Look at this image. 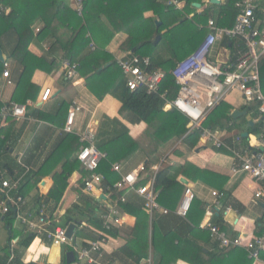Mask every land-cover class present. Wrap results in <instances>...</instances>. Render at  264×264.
<instances>
[{"label":"trees","instance_id":"trees-1","mask_svg":"<svg viewBox=\"0 0 264 264\" xmlns=\"http://www.w3.org/2000/svg\"><path fill=\"white\" fill-rule=\"evenodd\" d=\"M175 1L182 4L180 9H176L171 4L168 5V0H85L82 4L83 16L79 17L75 10H71L65 5L63 0H0V6L9 9L8 13H0V48L6 53V63L12 62L21 70L17 78L13 101L9 104H3L0 101V111L6 106L10 108L12 103H20L19 105L25 106L27 110L25 101L27 99L34 100L37 93V88L31 83L33 73L38 70L50 73L56 69L57 62L54 59L47 62L29 52V45L34 37L43 41L51 35L55 39L50 47L51 53L56 57V52L59 51L62 55L61 62L68 60L77 63V77L84 78L85 85L93 94L98 98L105 94L112 95L122 104L121 117L124 120L131 124L143 122L147 125L145 135L135 141L127 152L130 154L132 149L140 148L141 153L147 159L143 166L144 172L141 174L137 185H143L147 181L146 176L151 175L150 158L158 150L163 149L173 141H180L188 149L195 150L200 140L202 128L218 126L230 133L233 129L241 130L243 124L242 127L248 135H260L262 121L259 119L258 103L249 106L251 108L245 107L246 110L250 109L254 120L258 119L253 126L248 125L245 116L232 119L228 107L222 101L209 113L201 124V128L193 130H190L188 119L176 110L165 107V102L160 98V95L165 92L167 99H172L177 92V87L169 74L170 70L177 62L190 55L204 40V36L208 33L206 26L210 18L216 24H221L219 18L224 16L223 25L227 28L234 26V20L238 13L235 3L239 0H222V3L218 5L207 4L206 2L209 0ZM195 4L204 8L203 11L197 13ZM260 7L257 16L264 21V6ZM91 12L103 19L112 32H122L127 36L126 41L121 46L123 51L140 57H148L151 61L150 70H161L165 73L156 93L148 94L144 88L130 92L126 88L119 67L112 60V57L105 52L107 41L100 33L97 36L101 35L102 41L97 44L94 51L90 50V40H96L95 32H97H91L89 37L87 35L89 28L85 22ZM148 13H151L152 16H146ZM155 18L161 21L158 28L154 24ZM36 22L42 23L43 26L35 34L33 26ZM157 36L160 39L154 44ZM5 43L9 46V51L6 50L5 46L7 45ZM222 47L236 52L237 49L242 48V43L235 39L223 38ZM86 51L87 53H85ZM79 54H81L80 57ZM106 64L109 65L106 66ZM3 72L4 64L0 63L1 78ZM62 72L64 76L63 68ZM259 81L260 90L264 95V57L259 61ZM67 107L68 105H65L64 102L55 101L47 114L38 112L36 115L38 119L57 125L59 119H62L63 112L66 111L67 114L69 109ZM36 111L29 112L31 116L27 110V115L33 118L35 117L33 113ZM102 126V132L95 133L94 137L95 145L98 148L127 133L126 128L116 119L107 118ZM108 127L111 128L109 133L106 130ZM62 135V142L60 141L49 153L44 164L36 172L29 173L26 177V182L19 190L22 197L31 193L43 178L50 175L52 188L47 197H38L37 200L40 204L50 203V201L58 203L67 188L69 177L74 172H80L82 176L88 175L77 160V154L81 147L78 138L64 132ZM99 135H103L105 138L100 140ZM242 139L247 141V138ZM214 150L216 153L229 155L224 150L216 148ZM9 151L10 148L0 146V165L4 160L3 158L6 159L9 156ZM174 152L177 157H180L182 153L179 149ZM60 161L70 163V166L65 167L63 173H59L55 169V165ZM6 167L7 165H4L3 168ZM190 167L188 163L183 164L180 168L172 165L162 167L155 173L154 188L158 191L157 202L168 211L166 215H155L149 218L144 211L145 201L138 197L134 191L126 189L120 192L125 198V202L121 203L120 207L124 213L135 218V225L128 234L113 229L108 231L107 235L108 237L120 236L126 241V245L117 251V255L125 257V259L121 258L122 260H129V264H140L143 260L149 261V264H168L169 262L171 264V262L176 261L179 252L184 251V248H190L195 251L194 258L198 264L253 263L242 248L229 246L217 248L216 252H204L203 248L196 246L189 240L203 215L201 206L194 198L185 218L176 215L175 212L178 208L179 198L184 195L186 189V186L180 183L177 177L179 174L187 175V169ZM195 170L202 179L204 174H211L206 173L205 170ZM97 172L104 177L105 183L110 185L116 183L119 177L111 171V167L107 165L106 161L101 162ZM80 196L79 201L87 206L86 210L92 211L88 205L91 199L88 197L80 198ZM228 203H231L233 208L239 206L232 202L230 194L225 197L222 206L224 207ZM72 211L79 215L85 213L76 204L73 205ZM72 211H68L64 215L63 223L81 226V222L73 215ZM220 217V213L217 217L213 216L215 226L219 227L220 232L225 233L229 239L234 238L235 235H228L227 230L223 228ZM4 219L6 224L11 226L15 217L10 212L4 216ZM88 222L95 228L101 229L100 224L94 218L91 217ZM257 225L258 223L254 227L255 232L264 229ZM200 233L199 239L206 237L209 239V232V234L207 232ZM35 237L36 234L34 233L22 234L20 247L27 249ZM263 257L264 253L261 254V259ZM15 258L17 257L15 256ZM18 259L20 258H17V261L13 259L8 264H21Z\"/></svg>","mask_w":264,"mask_h":264},{"label":"crops","instance_id":"crops-1","mask_svg":"<svg viewBox=\"0 0 264 264\" xmlns=\"http://www.w3.org/2000/svg\"><path fill=\"white\" fill-rule=\"evenodd\" d=\"M63 1L66 6H68L71 10H74L72 7V0ZM177 3L178 6H175V8L180 9L182 4L179 2ZM206 3L209 4L208 1ZM221 3L222 0H220V4ZM167 4L169 5V0ZM262 5L264 6V1L261 3V6ZM203 9L204 8L201 7L199 9L196 8V12L200 13L203 11ZM146 16H152V14L148 13ZM87 19L88 20L85 22V24L89 28V34H87L88 37L91 36V32L93 33L94 31H97L95 32L96 40L91 39L89 47L91 43H93L96 47L97 44L102 41L101 39L103 36L107 41L105 52H107L109 56L112 57V60L115 61L118 57H123L126 51H123L121 46L126 41L127 36L122 32H112L106 25L105 21L100 19L94 12L89 13ZM42 26L43 24L40 22L35 23L33 26L35 29V34ZM99 33L102 36H97ZM205 37L206 36H204V38ZM54 41L55 39L51 37V35H49L43 41H40L37 37H34L31 44L29 45V52L32 55L42 58L47 62H50L52 59H54L55 62H57V67L50 73L38 70L32 75L31 83L37 88V93L34 100L27 99L25 103L27 105L28 113L37 110L36 113H33L35 116L33 117V121H19L18 123L5 121L4 123L0 124V146L10 148L9 156L6 157V159L3 158L4 160H2L0 165V181H11L12 179H15L21 175L20 177L22 178V181L20 183V188H22L26 182V177L28 174L36 172L39 167L44 164L49 153L56 147L57 144L60 143V141L62 142V125L64 123L65 116L67 115L66 111L63 112L62 119H59L57 125H53L40 118L38 119L36 115L38 112L47 114L52 109L55 101L64 102L65 105H68L67 108H69L72 103H76L81 107V111L77 113L74 121L75 132L90 129L94 132V134L101 133L103 130L102 123L107 118L110 120H118L120 124L126 128L127 133L99 147V149L108 157L105 160L107 165L111 167L112 163H118L120 164L123 173H129L133 170H136L140 166H144V164L147 162V159L141 153L140 148L132 149L130 154H127V152L129 147L134 144L135 141L139 140V138L145 135L147 125L143 122L131 124L124 120L121 117V102H119L110 94H105L103 97L98 98L87 88L84 83V78L81 76H78L73 81H67L62 75V63L64 61L62 60L61 62L62 55H60L59 51L55 50L57 51V54L56 57H54L50 51V47ZM222 42L223 39H217L215 41L210 51L209 60L213 63L229 64L231 61H233L235 52H232L228 48L222 47ZM5 45L7 44L5 43ZM5 47L6 50L9 51V46L7 45ZM90 50H88V52H91ZM2 53L5 57V60L7 61L6 53L3 50ZM85 53H87V51ZM80 56L81 54H79V57ZM107 65L109 64H106V66ZM8 70L10 73V83H7V80L1 78L0 76V101L3 104H9L11 101H13L17 78L21 71L12 62L8 63ZM46 89H50V96L46 102H41V96ZM223 103L228 107L230 114L234 110L240 112L247 111L246 115H244L245 121H251L253 125L257 123L258 119H253V114L251 113L250 109H245L246 106L251 108L249 106H252L253 104L248 105L242 99L240 93L236 90L233 89L229 91L226 94ZM244 116H240L238 118ZM242 125L241 130L233 129L230 133L225 129L219 128L218 126L213 128L210 127V129L212 128L213 130L218 131L219 134L223 136L222 139L224 138V140L231 142V140L236 136L242 137V134L246 133ZM106 130L109 133L111 128L108 127ZM257 136L247 135V141L242 139V147L247 151L245 152V156L254 155L260 152V148H255L257 145L255 144ZM99 138L100 140H103L105 136L99 135ZM178 149L182 152L180 157H177L174 152ZM220 150L226 151L229 155L216 153L212 146L204 145L200 140L195 150L188 149L186 146L182 145L180 141H173L168 143L163 149L158 150L156 154L150 158L151 171L153 168L158 167L159 170L162 167H169L172 165L180 168V166L185 163H188L191 166L187 169L188 174L185 176L179 174L177 180H186L187 183L183 185L189 187L192 190L195 200L201 206L200 208L203 212V215L199 221L197 229L192 233L193 237L190 235L189 240L196 246L203 248L204 252H216V249L219 247L218 243H216V241L211 238L210 235H208L209 239L207 237L202 239L198 238L201 234L200 232H209L206 229L201 228V224L207 219H209V221L214 224L215 219L213 216L217 217L219 216V213L221 215V223L224 226L223 228L227 230L228 235L233 234L235 237H240L243 241H249L255 236H264V229L262 231L258 230V232H255L254 230L256 223H258L257 226H259V228H264L262 223V217L264 215V203L254 199V192L257 189L256 183H254L245 173L238 170L234 171V155H232V153L226 149ZM4 165H7V167L3 168ZM68 166H70V163H63L60 161L57 165H55V169L59 173H63L65 167ZM195 169L205 170L206 173L211 174H204L202 179ZM81 178L82 174L80 172H74L67 181V188L60 201L58 203L53 201H50V203L46 202V205L48 206V215L50 214L51 216H49H53V218H55L54 216H57L59 221L58 224L64 227L68 225L63 223L62 218L68 211H72L73 205L76 204L83 209V212H85L83 213L84 215H79L72 211L74 213L73 215L81 222V226H76L73 232L72 242L79 247H85L89 242H92L96 239L97 231L100 230L88 222V219L92 217L97 221L98 224H100L98 217L101 208L110 204L114 197H110L109 200L105 201L103 197L100 200L98 197L86 196L83 193H80L78 186L80 184ZM51 188L52 180L51 176L49 175L48 177L43 178L31 193L23 197L25 200V206L23 207L22 211L24 213H30L34 215L35 211L40 205V202L37 200V198L47 197V194ZM213 191L223 193V197L219 202V206H214L215 198L211 194ZM229 194L232 202H235L239 205L237 208H233L231 203H228V205L224 207L222 206L223 200ZM79 196L80 198L88 197L91 199V202L88 205L92 211L86 210L87 206L84 203L83 205H80L81 202L79 201ZM182 200L183 195L179 198L178 207ZM50 206H52V211L49 212ZM207 212H209L211 215L210 218L206 217ZM155 215L162 214L157 213L152 216H148L149 218H152ZM4 216L0 215V264H8V262H11L13 259H15L14 261H17V258H20L18 260L21 264H67L66 255L68 252H72L69 251L70 248L66 246H53L43 237L36 235L31 245L27 249H22L20 247V238L22 234L31 232L23 228L16 221V219L12 222L11 226L7 225ZM125 216L126 224L117 229L120 231V233L128 234L130 230L134 228L135 218L127 215L126 213ZM125 245L126 241L122 237L110 236L107 246L102 251L101 258H99L100 262L103 264H129V260L121 259H125L124 256L117 255V251ZM178 254L179 256H176V261L171 262V264H198V261L196 262V259L194 258V250L190 248H184V251H181ZM6 256L8 257L7 260ZM15 256L17 258H15ZM262 261H264V257ZM71 264L79 263L74 261ZM140 264H148V261L145 262L143 260ZM168 264H170V262ZM252 264L264 263L253 262Z\"/></svg>","mask_w":264,"mask_h":264},{"label":"built area","instance_id":"built-area-1","mask_svg":"<svg viewBox=\"0 0 264 264\" xmlns=\"http://www.w3.org/2000/svg\"><path fill=\"white\" fill-rule=\"evenodd\" d=\"M85 0H72V7L79 17H82V4ZM264 0H239L235 3L238 11L234 26L227 28L223 25L224 16H220V23L216 24L213 19H209L206 28L208 34L199 46L187 57L177 62L170 70V75L177 87L174 98L167 99L163 92L160 98L164 100L166 108H172L190 121V130L201 128V124L222 101L231 90L240 93L242 99L248 105L259 104V119L262 121V132L256 138L255 148H260V152L254 155L245 156L246 150L242 147L241 136H236L231 142L222 139L223 136L218 131L210 128H202L200 141L204 145H210L216 149H226L235 158L234 171L245 173L256 183L257 189L254 192V199L264 203V95L260 90L259 81V61L264 57V21L257 16V11L261 8ZM169 4L178 6L174 0H169ZM8 8L0 6V13L8 12ZM38 32V30H37ZM235 39L242 43V48L236 50L234 60L229 64L213 63L209 60L211 48L217 39ZM91 51L96 47L90 44ZM119 67L125 86L133 92L139 88H144L148 94L156 93L165 73L161 70H150L151 61L148 57H140L130 52H125L124 56L115 60ZM2 78L9 80L8 64L5 62ZM64 78L72 81L77 78V63L64 60L62 63ZM50 89H46L41 102H46L50 96ZM0 111V124L5 121L18 123L19 121H33L27 115L26 107L12 103ZM81 107L73 103L67 112L62 125V132L74 134L81 144L77 154V160L87 176H82L78 189L86 196L103 197L105 201L114 197L107 206H103L99 213L101 229L97 231L96 239L89 242L85 247L74 244L72 238H67V226L58 224V219L48 215V206L41 203L34 215L22 211L25 206L24 198L19 194L22 178L16 177L11 181H0V215L4 216L12 212L16 221L26 230L37 236L43 237L53 246H66L71 249L75 256V261L79 264H103L99 258L102 251L107 246L109 237L108 231L117 229L126 224V216L120 204L125 202V198L120 194L123 190H132L145 201L144 211L152 216L160 213L168 214L158 202V191L154 188L155 173L157 168L152 169V173L147 177L143 185H137L144 167L140 166L129 173H123L118 163L111 164V171L117 174L118 180L110 185L105 183L104 177L97 172L102 161L108 157L95 145V134L90 129L80 132L74 131V121ZM262 149V150H261ZM215 198L214 206H219L223 193L211 192ZM195 196L189 187H186L183 200L177 208L175 214L185 218ZM206 217L210 218L209 212ZM264 225V215L262 217ZM201 228L209 231L211 238L218 242L219 248L238 247L242 248L248 259L254 263L263 262L261 254L264 252V236H255L249 241H243L236 236L229 239L220 232L209 219L201 224ZM149 264V261H148Z\"/></svg>","mask_w":264,"mask_h":264},{"label":"water","instance_id":"water-1","mask_svg":"<svg viewBox=\"0 0 264 264\" xmlns=\"http://www.w3.org/2000/svg\"><path fill=\"white\" fill-rule=\"evenodd\" d=\"M208 3L210 4V5H218V4H220V0H209L208 1ZM195 6V8H197V9H199L201 6L199 5V4H195L194 5ZM160 23H161V21L159 20V19H155L154 20V24H155V27L156 28H158L159 26H160ZM159 36H157L156 37V40H155V42H154V44H156L158 41H159ZM5 57H4V55H3V53H2V50H1V48H0V63H5ZM246 112L247 111H242V112H240V111H237V110H234L231 114H230V117L232 118V119H236V118H238V117H240V116H244V115H246ZM249 123V125H253V123L250 121V122H248ZM247 133H243L242 134V137L243 138H246L247 137ZM262 150V149H261ZM180 182L182 183V184H186L187 182H186V180H184V179H180ZM2 219V218H1ZM62 220L64 221L65 220V218L63 217L62 218ZM75 228H76V225L75 224H73V223H71V224H69L68 226H67V230H66V235H67V238H72V235H73V232H74V230H75ZM75 261V256H74V254H73V252H68L67 253V255H66V263L67 264H71V263H73Z\"/></svg>","mask_w":264,"mask_h":264},{"label":"rangeland","instance_id":"rangeland-1","mask_svg":"<svg viewBox=\"0 0 264 264\" xmlns=\"http://www.w3.org/2000/svg\"><path fill=\"white\" fill-rule=\"evenodd\" d=\"M80 205H83V203L81 202ZM50 211H52V206H50V208H49V212H50ZM49 215H50V214H49ZM50 216H51V215H50ZM54 217H55L54 219H57V216H54ZM52 218H53V216H52Z\"/></svg>","mask_w":264,"mask_h":264},{"label":"clouds","instance_id":"clouds-1","mask_svg":"<svg viewBox=\"0 0 264 264\" xmlns=\"http://www.w3.org/2000/svg\"><path fill=\"white\" fill-rule=\"evenodd\" d=\"M43 250V249H42Z\"/></svg>","mask_w":264,"mask_h":264}]
</instances>
